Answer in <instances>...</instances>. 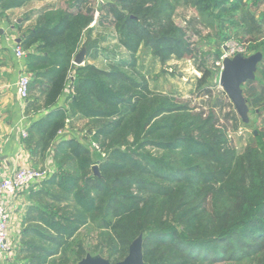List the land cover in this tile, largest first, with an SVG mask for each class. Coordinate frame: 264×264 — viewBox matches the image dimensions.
<instances>
[{"label":"trees","instance_id":"obj_1","mask_svg":"<svg viewBox=\"0 0 264 264\" xmlns=\"http://www.w3.org/2000/svg\"><path fill=\"white\" fill-rule=\"evenodd\" d=\"M33 1L47 0H0V15ZM178 6L197 12L189 25L214 31L215 62L230 41L261 54L241 86L260 123L242 153L229 140L242 120L224 92L214 96L211 70L191 92L198 106L151 89L135 71L142 48L161 62L193 57L174 24ZM97 10L95 24L92 0H56L19 44L29 92L40 88L47 110L33 125L36 147L51 146L54 164L37 193L26 264H77L88 254L117 263L138 237L144 264H264V0H113ZM93 27L103 35L93 37ZM107 29L129 60L100 48ZM81 47L108 69L74 66ZM69 82L67 106L57 107ZM72 121L85 123L88 145L57 136Z\"/></svg>","mask_w":264,"mask_h":264},{"label":"crops","instance_id":"obj_2","mask_svg":"<svg viewBox=\"0 0 264 264\" xmlns=\"http://www.w3.org/2000/svg\"><path fill=\"white\" fill-rule=\"evenodd\" d=\"M52 4H56V0L33 1L20 9L0 15V172L3 175H10L23 168L47 170L49 175L54 171L51 146L46 151L36 147L39 135L33 130L34 123L47 113L40 105L43 94L38 88L30 91L26 100L18 98L16 82L25 71L26 63L25 51L22 58H18L15 53V48L24 38L23 32L34 25L36 13ZM100 35L93 33L95 38ZM100 61V57L94 60L85 57L83 65L91 64L101 69L97 65ZM71 91L69 82L57 107L67 106ZM80 122L72 121L60 135L63 138L75 136L77 133L74 125ZM42 182H36L26 191L6 198L10 219L7 241L11 244V251L0 257V264H26L25 240L28 239L29 230L38 224L37 193Z\"/></svg>","mask_w":264,"mask_h":264},{"label":"rangeland","instance_id":"obj_3","mask_svg":"<svg viewBox=\"0 0 264 264\" xmlns=\"http://www.w3.org/2000/svg\"><path fill=\"white\" fill-rule=\"evenodd\" d=\"M112 1L113 0H92L93 6L95 7V24L98 21L99 15L97 10L98 5ZM60 5L64 6L63 3H61ZM262 10L263 7L259 11ZM173 17L174 24L185 31L186 40L189 44V48L193 52V57L191 59H184L181 61L169 58L167 61L161 62L160 59L156 58L153 55V52L151 50L142 48L137 54V65L135 71L139 72L145 78L151 89L173 96L180 101H191V105L198 106L200 105L201 99L197 98V96L192 94L191 92L194 90L196 79L200 78L201 76L202 69L211 70V72L213 73L214 77L210 81L209 86H211L210 88L212 89V92L216 97L220 95V92H224L219 85V78L223 67V60L225 58H233L239 54L247 57L255 53L247 55L246 48L248 44H246L245 42L235 43L233 41H230L226 44H223V46L221 47L220 60L215 62L213 56V50L215 49L213 40L214 31L210 28L204 27L202 24L195 25L194 23H192L189 25L187 23L192 19H198L197 12L191 7L186 8L183 6H178L174 12ZM194 26H196L195 29L199 31L197 34L193 31ZM95 30L96 31H94V35H100L105 31V29L102 27H95ZM106 32L109 44L105 45L106 47L100 46V48L109 49L108 51L110 52L111 57H114L115 60H129V57L125 53V51L117 45L116 34L110 29H107ZM224 48L227 49L224 50ZM100 59L101 63H97V65L103 70L108 69V60L104 59V57H100ZM72 64L76 66L73 61ZM226 98L228 99L227 96ZM232 110L236 113L233 105ZM259 124L260 123L257 117L248 111L247 121H241L236 131L230 128L229 140L239 153L243 152L246 144L252 138V134L255 131V128H258ZM74 126L77 133L74 137H76V139L80 142H83L85 145H88L86 140L87 130L85 128V123L80 122ZM57 136L63 137V135ZM64 205L65 204L60 205V208H62ZM87 241L89 243V246H92L94 244V242L92 243L90 239H87ZM86 256H90L93 258L99 257L97 255L91 256L89 254Z\"/></svg>","mask_w":264,"mask_h":264},{"label":"water","instance_id":"obj_4","mask_svg":"<svg viewBox=\"0 0 264 264\" xmlns=\"http://www.w3.org/2000/svg\"><path fill=\"white\" fill-rule=\"evenodd\" d=\"M227 48H224L226 50ZM86 57V49L76 54L73 63L76 66H82ZM261 54L255 53L251 56H243L241 54L233 58H225L220 73L219 85L225 92L229 101L233 105L239 118L247 121L248 108L243 98L241 86L250 80H253L256 67L261 61ZM92 170L95 175L99 176L97 166H93ZM77 264H144L141 252V237H138L129 247L128 255L120 262L110 263L100 257L86 256Z\"/></svg>","mask_w":264,"mask_h":264},{"label":"built area","instance_id":"obj_5","mask_svg":"<svg viewBox=\"0 0 264 264\" xmlns=\"http://www.w3.org/2000/svg\"><path fill=\"white\" fill-rule=\"evenodd\" d=\"M15 53L18 58L24 56V51L20 46L15 48ZM30 83L31 78L25 69L16 82V93L19 99L26 100L28 98ZM92 147L98 148L95 144H92ZM48 175L49 172L47 170L28 168L19 169L10 175H3L0 172V257L9 254L11 251V244L7 241V229L10 219L5 204L6 198L26 191L36 182L44 181Z\"/></svg>","mask_w":264,"mask_h":264}]
</instances>
